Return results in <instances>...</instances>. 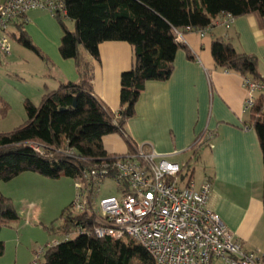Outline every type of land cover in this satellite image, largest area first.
Returning <instances> with one entry per match:
<instances>
[{
	"label": "crops",
	"instance_id": "crops-1",
	"mask_svg": "<svg viewBox=\"0 0 264 264\" xmlns=\"http://www.w3.org/2000/svg\"><path fill=\"white\" fill-rule=\"evenodd\" d=\"M225 15L216 16L206 29L179 30L184 31L183 40L176 42L182 48L176 53L170 77L162 82H146L134 117L126 122L122 132L103 137L102 143L113 157L128 154L132 144L169 156L170 161L188 163L196 188L210 184L209 208L220 216L247 253L264 259V170L259 141L245 112L244 77L217 68L211 54L212 43L221 40L237 53L255 57L258 73L262 74L264 30L255 15L232 16L233 23L225 28ZM24 17L26 32L46 61L32 57L21 45H14L9 56L0 54V106L10 107L3 118L8 124L26 120V102L38 106L45 94L62 84L82 81L75 62L60 57L62 31L55 18L46 10H32ZM68 29L73 31V24ZM199 31H204V35ZM81 55L89 65L94 97L105 111L116 114L120 109L121 75L132 68L134 61L132 46L104 42L98 47V60L82 49ZM7 65L15 67L17 80L7 75ZM14 82V86L10 85ZM17 102L19 106L13 114ZM211 134L213 138L209 139ZM192 160L195 164L191 169ZM197 161L201 168H196ZM41 178L35 173H24L0 183V193L13 204L18 202L17 194L24 201L30 197L38 202L39 187L49 186ZM19 213V221L10 228L36 227H29V219H36L35 213L31 216L24 212L27 222L20 210ZM211 264L223 262L214 260Z\"/></svg>",
	"mask_w": 264,
	"mask_h": 264
},
{
	"label": "trees",
	"instance_id": "trees-1",
	"mask_svg": "<svg viewBox=\"0 0 264 264\" xmlns=\"http://www.w3.org/2000/svg\"><path fill=\"white\" fill-rule=\"evenodd\" d=\"M64 14L55 13L62 38L60 57L73 60L79 83L62 84L45 94L38 106L25 104L26 121L8 133H0V183H8L24 173H35L57 180L74 181L83 173L108 169L116 177L115 158L104 149L103 137L123 131L135 115L136 102L146 82L166 81L172 71L177 51L176 32L189 27L206 29L220 14L234 18L255 15L264 30V0H64ZM25 16V15H24ZM11 23L12 40L45 60L32 44L24 25L25 17ZM62 17L73 24L70 31ZM104 42H125L134 50L132 68L120 79V109L108 113L94 97L89 78V65L81 49L98 60V47ZM188 53V52H187ZM189 54V53H188ZM211 54L217 68L257 78L255 57L237 53L231 45L215 40ZM9 108L3 105L0 116ZM249 126L257 135L264 170V106L257 102L248 114ZM34 147H39L38 153ZM134 146L130 144V152ZM114 169V170H113ZM189 171V165L186 164ZM262 204L264 211V178ZM66 208L57 232L70 236L48 246L41 264H155L152 256L128 238H97L94 223L87 214H75ZM19 221L12 200L0 193V231ZM80 228L81 232L74 234ZM4 243L0 240V257ZM264 263V259H260Z\"/></svg>",
	"mask_w": 264,
	"mask_h": 264
},
{
	"label": "built area",
	"instance_id": "built-area-1",
	"mask_svg": "<svg viewBox=\"0 0 264 264\" xmlns=\"http://www.w3.org/2000/svg\"><path fill=\"white\" fill-rule=\"evenodd\" d=\"M63 1L0 0V54H11L13 20L32 10H46L52 16L64 14ZM224 17L222 25L229 28L234 18L230 14ZM183 32H176L177 42L183 40ZM199 34L204 35V31ZM243 87L246 113L259 101L264 106V73L257 78L244 77ZM212 138L213 134L209 136ZM34 149L42 153L39 147ZM168 158L134 145L133 152L115 158L116 177L107 176V168L83 173L73 181L72 211L92 219V233L97 238H128L141 245L155 264H211L214 260L223 264H264L244 250L220 216L209 208L210 184L196 188L186 163ZM106 179L115 182L117 196L98 198ZM79 232L80 228L74 234Z\"/></svg>",
	"mask_w": 264,
	"mask_h": 264
},
{
	"label": "rangeland",
	"instance_id": "rangeland-1",
	"mask_svg": "<svg viewBox=\"0 0 264 264\" xmlns=\"http://www.w3.org/2000/svg\"><path fill=\"white\" fill-rule=\"evenodd\" d=\"M56 22L58 24V27L60 28L57 20ZM62 23L66 28L72 27V24H70L71 21L66 18L62 17ZM24 29L26 32V25H24ZM12 31L14 32V29ZM14 33L16 34L18 39V34L16 32ZM26 34L31 40L32 44L36 47L30 35L27 32ZM11 44L12 48H14V45H20L14 40L11 42ZM22 49L32 57L37 56L24 47ZM260 71H262L263 73L264 68H262ZM6 73L10 79L17 80V78L15 77L16 72L14 66L7 65ZM14 84L15 82L11 83L10 85L14 86ZM18 106V102L15 103L13 114L16 113ZM8 108L10 110V107ZM1 109H3V106H0V110ZM5 116H0V133H8L13 129L19 127L20 124H23V122L26 121L25 120L22 122L20 120H17L11 124H8V120L3 119L5 118ZM197 163L198 165L196 168L200 166V163L198 161ZM189 164L192 169L195 163L192 160ZM199 168H201V166ZM197 174H199V170L196 171V175ZM41 179H45L46 181H48L49 186L39 187L38 194H36L38 202L39 199H41L39 203L32 201V198L30 197L29 199H27V201H24L23 199H21L20 195L17 194L18 202L17 204H14V206L17 208H15L17 213L20 214V210V212H22V214L25 216V220L26 213L30 214L31 216H33L35 213L36 219H34V217H31V219H29L31 220V225L29 227H36L34 229L27 228L26 230L23 229L24 227L22 226L20 228L9 227L3 229V231L1 232L0 240H2L4 243V252L2 257H0V264H41L44 261L43 252L47 249V245L49 244L50 246L54 244V241L61 242L65 239L64 235L59 234L57 230L61 225L60 217L62 212L66 208L70 207L75 198L74 183L71 179L65 177L57 180L47 179L44 177ZM109 196H117V189L116 184L113 180L106 179L100 185L98 198ZM71 210L72 209H70V211ZM71 212L73 213V211ZM71 238H73V236Z\"/></svg>",
	"mask_w": 264,
	"mask_h": 264
}]
</instances>
